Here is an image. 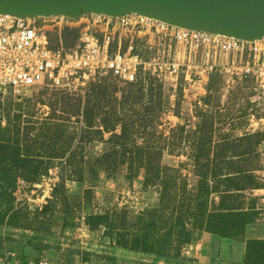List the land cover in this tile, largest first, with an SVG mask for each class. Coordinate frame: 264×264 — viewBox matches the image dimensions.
I'll use <instances>...</instances> for the list:
<instances>
[{
    "label": "trees",
    "instance_id": "1",
    "mask_svg": "<svg viewBox=\"0 0 264 264\" xmlns=\"http://www.w3.org/2000/svg\"><path fill=\"white\" fill-rule=\"evenodd\" d=\"M79 39V29L66 28L61 36L51 35L56 49L61 41L67 49L72 48ZM127 41L122 46V39L116 36L111 53H116L119 43L125 53L131 43ZM141 41L133 40V55L147 60L155 52H149ZM99 76L107 78L90 83L84 94L72 93L68 87H53L61 95L51 97L48 105L52 112L43 121L30 120L23 125L20 116H0V226L21 228L17 220H7L8 214L23 211L16 208L13 197L18 181L37 184L60 163V183L43 214L50 211L54 202L67 201V181L83 182L87 173H104L109 178L124 173L132 183L143 173V188L156 189L160 199V208L144 214H178L165 238L169 246L178 250L190 244L199 230L222 242L243 237L247 225L258 214L246 207L245 195L264 189V182L257 175L264 170L260 160L264 130L235 135V127L242 124L234 121L249 114L246 111L237 116L239 110L232 98L222 104L223 76H210L207 95L201 98L203 107L195 111V130L188 132L185 125L178 126L169 136L156 131L160 116L167 109L162 82L142 74L122 92L112 75ZM3 119L6 127H2ZM69 124L76 127L70 130ZM227 124L232 127L231 132H224ZM95 142L101 143L103 150L88 158L85 148ZM184 153H188L197 180L191 188L180 169L163 164L166 154L179 157ZM176 227L179 230H174ZM132 250L155 252L146 233L144 238L136 239ZM157 256L167 257V251L159 250ZM244 264H264V240L247 242Z\"/></svg>",
    "mask_w": 264,
    "mask_h": 264
},
{
    "label": "rangeland",
    "instance_id": "2",
    "mask_svg": "<svg viewBox=\"0 0 264 264\" xmlns=\"http://www.w3.org/2000/svg\"><path fill=\"white\" fill-rule=\"evenodd\" d=\"M135 38L143 40L144 32ZM127 40L131 41L129 35L122 38V46L129 43ZM151 40L152 44L156 43L153 37ZM171 46L170 54L174 58L179 48L174 42ZM104 78L107 76H97L83 84L71 83L67 89L72 93L84 94L90 83H97ZM181 79L176 89L163 84L167 109L160 116L156 129L158 134L169 136L171 130L183 125L188 132L195 130V111L197 107H203L201 98L207 95V90L203 93L194 86V82H186L184 76ZM118 88L121 91L128 90L127 85H118ZM221 88L222 104L232 98L239 110L237 116L246 111L249 114L234 121L242 124V127H235V135L264 130V87L261 80L257 82L248 78L227 77ZM57 92L51 86L24 88L17 92L0 88V116L5 118L10 115L12 119L20 116L23 125L30 120L43 121L52 112L48 104ZM250 102L252 105L247 108ZM67 126L70 130L76 127L72 124ZM2 127H6L4 119ZM231 128L227 124L223 130L231 132ZM102 150L103 145L95 142L85 148V154L88 158H94ZM260 152L264 166V143L260 146ZM163 164L180 169L190 188L196 184L188 153L179 157L166 154ZM61 167L58 163L37 184L18 181L13 197L16 208L23 211L8 214L7 220L9 217L17 220L15 222L21 228L0 226V256L11 259L10 253L15 255L11 264H244L247 242L264 240V189H260L245 195L246 207L258 214L247 225L243 237L222 242L216 236L199 230L195 231L190 244L178 250L169 246L165 238L178 214H144L146 210L160 208V199L156 189L143 188V173L132 183L125 179L124 173L110 178L104 173L94 176L87 173L83 182L67 181V201L54 202L50 211L43 214L44 208L54 200V190L60 183ZM257 175L264 182V170ZM48 190V196L43 199ZM94 217L100 219L92 220ZM94 225L97 227L93 228ZM174 230H179V227ZM145 233L148 234L154 253L132 250L136 239L144 238ZM159 250H166L168 256L158 257Z\"/></svg>",
    "mask_w": 264,
    "mask_h": 264
},
{
    "label": "built area",
    "instance_id": "3",
    "mask_svg": "<svg viewBox=\"0 0 264 264\" xmlns=\"http://www.w3.org/2000/svg\"><path fill=\"white\" fill-rule=\"evenodd\" d=\"M66 28L80 30L79 42L67 49L61 41L59 48H54L51 35L61 36ZM143 32L148 37L152 34L156 42H146L148 51L155 52L147 60L133 55L132 42ZM127 35L131 43L126 52L122 53L119 43L112 54L115 37L122 39ZM172 42L179 48L174 58L170 54ZM214 73L225 79L261 80L264 87V39L254 43L239 41L135 15L121 19L92 15L79 20L66 17L31 20L0 14V88L5 90L68 87L109 74L119 85L126 86L144 74L175 89L184 76L186 82H194L205 93ZM48 194L49 190L43 199ZM11 259L0 256V264L9 260L11 264Z\"/></svg>",
    "mask_w": 264,
    "mask_h": 264
},
{
    "label": "water",
    "instance_id": "4",
    "mask_svg": "<svg viewBox=\"0 0 264 264\" xmlns=\"http://www.w3.org/2000/svg\"><path fill=\"white\" fill-rule=\"evenodd\" d=\"M0 14L31 20L135 15L239 41L264 39V0H0Z\"/></svg>",
    "mask_w": 264,
    "mask_h": 264
},
{
    "label": "crops",
    "instance_id": "5",
    "mask_svg": "<svg viewBox=\"0 0 264 264\" xmlns=\"http://www.w3.org/2000/svg\"><path fill=\"white\" fill-rule=\"evenodd\" d=\"M145 35V34H144ZM143 40V42L145 41V43L147 42H151L152 40H151V37H148V36H144V38H142Z\"/></svg>",
    "mask_w": 264,
    "mask_h": 264
}]
</instances>
